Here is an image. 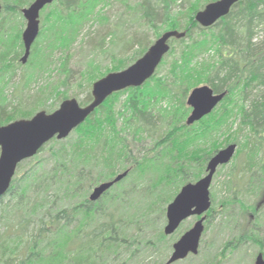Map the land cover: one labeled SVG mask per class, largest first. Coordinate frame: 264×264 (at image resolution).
<instances>
[{"label":"trees","instance_id":"obj_1","mask_svg":"<svg viewBox=\"0 0 264 264\" xmlns=\"http://www.w3.org/2000/svg\"><path fill=\"white\" fill-rule=\"evenodd\" d=\"M33 1L1 0L0 126L29 119L38 110L52 112L55 104L47 103L54 91L55 101L68 98L60 90L71 80L68 57L60 58L59 67L67 73L64 81L32 96L28 88L51 72L54 53L70 51L89 23L105 20L101 10L110 0H57L47 5L40 14L39 35L22 64L26 25L22 9ZM215 1L141 0L129 7L131 16L155 30V38L169 30L186 36L170 40L168 53L141 87L112 94L70 137L50 141L25 161L31 166L15 174L7 194L0 198V264H107L109 259L122 260L121 264H166L181 236L175 234L179 228L170 236L164 234L168 204L182 186L205 175L208 160L218 150L229 144L238 148L243 140L246 150L240 156L236 150L225 184L231 198L214 207L210 196L207 213L211 219L218 208L239 233L232 239V248L224 245L221 252L207 255L203 264H220L229 252H244L248 243L261 254L264 236L259 229L264 214L262 218L257 214L264 212V0H241L214 26L200 27L195 14ZM111 36L112 31L102 37L98 51H108ZM137 43L135 59L148 48L147 41ZM113 53L107 56L114 63ZM164 64L168 69L161 76ZM113 68L116 72L124 67ZM91 70L89 88L99 78L92 77L97 71L93 66ZM201 85L226 96L208 116L187 126L191 111L187 97ZM122 95L126 100L115 110ZM92 99L89 89L80 103ZM237 116L244 137L236 139L229 133ZM221 136L224 141H219ZM145 139L154 145L143 152L139 145ZM49 144L54 146L46 151ZM136 149L140 157L132 155ZM125 172V178L97 201L89 200L93 188ZM244 194L255 200L245 203ZM237 207L236 217L230 209ZM148 229L150 236L145 237ZM200 254L199 245L192 258ZM148 258L154 260L147 263Z\"/></svg>","mask_w":264,"mask_h":264},{"label":"water","instance_id":"obj_2","mask_svg":"<svg viewBox=\"0 0 264 264\" xmlns=\"http://www.w3.org/2000/svg\"><path fill=\"white\" fill-rule=\"evenodd\" d=\"M57 0H34L29 7L22 9L26 21L22 33L24 54L21 63L25 64L30 50L39 35L40 12ZM241 0H217L210 2L199 10L194 21L202 28H210L219 20L228 16L231 9ZM1 11V0H0ZM186 32L169 30L147 49L141 58L126 69L106 74L92 84L93 100L82 107L76 99H66L52 113L39 111L29 119H19L0 126V198L10 189L11 182L19 164L36 156L41 148L53 139L65 140L70 133L83 124L108 97L128 88L141 87L149 80L170 49L171 39L180 40ZM226 92L215 94L208 85L192 89L186 104L191 112L186 125L191 126L208 116L224 99ZM236 152V145L229 144L218 150L209 160L206 173L195 183L181 187L166 208L165 236L176 232L179 226L191 217L199 218L173 245L172 253L166 264L185 260L190 255H197L200 240L204 232L205 214L211 207L210 186L217 169L230 163ZM127 173L117 175L112 181L104 182L93 188L89 200L97 201L114 184L120 182ZM254 264H264L259 254Z\"/></svg>","mask_w":264,"mask_h":264},{"label":"rangeland","instance_id":"obj_3","mask_svg":"<svg viewBox=\"0 0 264 264\" xmlns=\"http://www.w3.org/2000/svg\"><path fill=\"white\" fill-rule=\"evenodd\" d=\"M199 1H201L202 4H204L209 0H205V1L199 0ZM138 2H141V0H110L109 4L101 10V16L105 18V20H102L101 22L93 21L92 23H89V25H87L84 28V30L81 32L76 44H74V46L70 51L60 54L54 53L52 66L50 70L51 72L50 73L46 72L44 75H42V77H39L35 83H31L30 87L28 88L29 96L36 94L40 90H47L50 88L51 85L64 81L65 77L67 76V73H64L61 67H59L60 61L62 60L60 58H63L64 60L66 57H68L66 69L70 73L71 80L68 81V85L66 87H60V90H65L64 95L68 97L66 99L74 98L82 107L87 105V104L83 105V103L80 102L85 98V95L89 89L91 92L92 84L96 81L95 80L89 88V82L91 80L90 72L93 71L91 70L92 66L94 71L97 70L93 73L94 75H92V77L94 76L99 77L97 78V80L104 77L108 73L115 72L112 71L114 69L113 67L118 68L122 66L124 68L121 70H124L143 56L142 54L137 59H135L137 57V52L139 51L140 48V45L139 43H137V41H141V42L147 41L148 43L147 47L149 48L160 37L159 36L158 38H155L154 35L155 30H153V28L147 26L142 19H137V16L134 17L135 16L134 14H132V16L131 14H129L128 12L129 7L136 6V3ZM40 26H41V19H40ZM111 31L113 32V36H111L109 42H107L108 51L106 50V47H104L106 53L98 51L97 49L101 45L102 37H104L105 34H108ZM128 44H130V47L126 49V46H128ZM174 47L178 48L179 46H177V44H174ZM113 50H114L113 54L117 56L116 61L114 63L111 62L110 56H107V54L112 52ZM169 60L170 59L168 58L167 63L169 62ZM90 64H92L91 67ZM166 64H164V66L161 68L159 75L164 76V74H166L168 69V66ZM30 70L31 68L30 69L27 68L28 73H30L29 72ZM19 73L20 72H18V74ZM17 82L18 81L16 80L14 81L13 84H16ZM12 92H13V88L11 86V88L8 90L9 98ZM54 97H55V91L53 92V96L51 97L52 99H49L47 103V105L55 104L52 112L58 109L62 101L66 100V99H62L60 101H55L53 99ZM125 100H126V95L120 96L119 101L115 104V110L119 105L123 106L122 104L125 102ZM164 106H167V104H164ZM39 111L40 110H38L37 112ZM43 111H45L48 114L52 113L47 109H43ZM233 125L234 126L232 128L234 129L231 130L229 135L235 134L234 138L236 137V139L237 136L239 137L240 135L244 137V133L239 132L240 120L238 116L237 118L236 117L233 118ZM245 132L247 133V131ZM219 141H224L222 136L220 137ZM49 145L45 147L46 151H48V148L54 146V144H51L50 146ZM153 145H154L153 141L149 139H145L143 142L140 143L139 148L142 149L143 152H145L150 148H152ZM246 147H247L246 141L245 140L241 141L237 148V151H240L239 156L241 155V153H243L246 150ZM140 149L133 150L134 153L132 155L135 157L136 156L140 157L141 154H138L137 152ZM44 153L41 156H38V158L44 156L45 155ZM231 162L232 160L230 161V163ZM230 163L224 167L219 168L217 173L213 177L209 192H210V196L211 197L213 196L214 198V202H215L214 207L215 206L218 207L219 202L223 201L224 199L231 198L230 195L227 193L225 186L226 182L228 181V174L231 171ZM30 166L31 164H28V162H26L24 165L20 166L19 169L17 168L16 173L17 172L18 174L23 173ZM125 166H127L126 163ZM16 177L18 178V176ZM241 200L247 204H250L255 199L253 196H248L244 194L241 197ZM238 209L239 208L237 207L234 209H230V211H232L234 216L237 217V213L239 211ZM218 210L219 209L217 208L213 211V213L211 214L212 215L211 219H209L206 214L207 218L204 223V232L200 241V252H201L200 256L196 258H192L191 256L188 260H186V262L180 264H203V261H205L207 255H211L214 252H221L224 248V245L230 244V248L234 246V242H232V239L234 238L235 233L236 234L239 233L238 226L237 229H235L234 223L232 222L230 223L229 217L227 215L226 217L224 215H221ZM263 214L264 212H260L259 214H257V217L262 218ZM196 220H198V218L191 217L190 219L183 222L179 227L177 233H175L176 236L182 235L183 233L187 232L194 225ZM250 220L254 221L255 218ZM227 221L230 223V225H227L228 224ZM259 230H260L259 232L260 235L264 236V225L261 224ZM144 236L145 237L150 236L149 229L145 231ZM144 236H142V238L145 239ZM258 249L259 248L257 246H253V244L248 243L247 246L244 247L245 250L244 252L239 253V250L235 249L229 252V255L226 258H224L220 264H254L255 262L254 259L256 258L259 252ZM260 252L264 258V246L262 247V251ZM170 254L167 255L166 258L167 260L169 259ZM153 260H154L153 258L152 259L148 258L147 263H151ZM121 263L122 260L115 261L114 259H109L107 264H121Z\"/></svg>","mask_w":264,"mask_h":264}]
</instances>
